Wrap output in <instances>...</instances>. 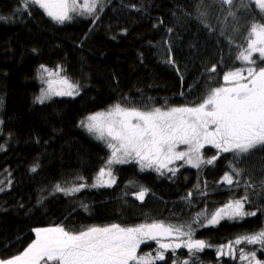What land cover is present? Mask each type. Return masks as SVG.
<instances>
[{
    "label": "trees",
    "instance_id": "16d2710c",
    "mask_svg": "<svg viewBox=\"0 0 264 264\" xmlns=\"http://www.w3.org/2000/svg\"><path fill=\"white\" fill-rule=\"evenodd\" d=\"M19 6L20 0H0V16L7 18L0 21V258L22 252L36 238V228L164 221L191 224L194 238L211 247L194 255L183 247L170 249L156 264H246L238 256H218L217 248L264 228V146L241 156L222 153L200 168L170 165L178 168L175 175L141 170L134 160L113 164L116 183L92 187L111 150L80 122L117 103L144 111L201 103L210 89L224 84L225 72L246 67L236 56L247 47L250 25L264 22L259 9L251 0H235L231 9L215 0H107L102 11L73 14L59 24L39 6L30 15L17 11ZM229 10L236 16L225 20ZM253 58L264 66L259 54ZM40 65L61 66L80 85L79 95L37 103L46 85ZM216 154L206 148L203 156ZM232 167L241 172L239 183L229 186L221 177ZM77 177L88 186L70 195L54 191L57 184L79 183ZM141 185L150 189L143 201L134 195ZM246 194L245 210L255 216L207 227L194 223L198 213L210 215ZM199 220L206 223L204 216ZM157 247L147 241L139 254L155 255ZM239 247L264 261L260 245Z\"/></svg>",
    "mask_w": 264,
    "mask_h": 264
},
{
    "label": "snow or ice",
    "instance_id": "6c2138e0",
    "mask_svg": "<svg viewBox=\"0 0 264 264\" xmlns=\"http://www.w3.org/2000/svg\"><path fill=\"white\" fill-rule=\"evenodd\" d=\"M215 3L231 9L235 0H215ZM251 3L264 18V0H251ZM32 6H39L53 21L63 24L72 20L73 14L94 15L98 8L102 11L103 0H20L17 11L23 10L30 15ZM241 6L248 8L249 4ZM206 15V12H200V17ZM235 16L236 12L229 10L225 20ZM0 21L6 22L7 18L0 16ZM246 42L247 47L242 48L236 56L246 67L225 72L224 84L210 89L201 103L194 106L155 107L147 111L117 103L107 111L85 117L80 122L81 126L97 139L103 140L111 150L105 165L97 173L96 183L91 186H111L116 183L113 164L134 160L141 170L154 169L161 175L165 172L175 175L178 168L170 165L177 161L200 168L205 164L213 165L222 153L241 156L258 146H264V66H258L253 58V54L257 53L261 63H264V22L254 21L250 25ZM168 62L173 63L171 60ZM209 71L215 72L216 66ZM40 78L46 87L41 88L36 97L37 103L43 104L53 96L79 95L80 85L63 74L59 65L55 69L40 65ZM205 145L214 146L217 154L206 159L202 153ZM180 146H185L184 150H180ZM2 147L0 145V149ZM38 166H33L31 171L35 172ZM240 172V169L232 167L221 180L229 186L238 184L236 177ZM83 179L77 177L79 183H72L70 187L57 184L54 191L69 195L78 192L88 186ZM3 183L0 181V184ZM10 185L11 181H8ZM2 191L4 188H0ZM149 191L141 185L134 195L143 201ZM191 196L189 192L185 199ZM246 203L247 194L230 200L210 215L198 213L194 223L207 227L215 226L223 219L240 220L255 216L256 212L245 210ZM200 216L205 217L206 223L199 220ZM33 231L36 238L19 254L0 258V264H156L157 261L165 260V253L170 249L174 251L183 247L194 255L211 247L207 241L194 238L195 229L191 224L164 221L135 226L113 223L80 230L55 225ZM147 241L156 242L158 247L155 255L151 252L139 254L140 246ZM242 243L264 248V228L220 244L217 255L234 259L238 256L246 264H264L257 258L256 251L246 252L243 247L237 248ZM173 264L176 262L173 261ZM182 264H188V261Z\"/></svg>",
    "mask_w": 264,
    "mask_h": 264
},
{
    "label": "rangeland",
    "instance_id": "374dc122",
    "mask_svg": "<svg viewBox=\"0 0 264 264\" xmlns=\"http://www.w3.org/2000/svg\"><path fill=\"white\" fill-rule=\"evenodd\" d=\"M105 1H107V0H103V3H104ZM81 2H82V0H81ZM45 79H48V77L45 76ZM45 87H46V85H45ZM184 147H185V146H180V150H184ZM206 148H211V149H213V148H215V147L212 146V145H205L204 149H202V153H203V154L206 152ZM215 149H216V148H215ZM174 164H185V163H183L182 161H177V162H175ZM188 165H189V164H188Z\"/></svg>",
    "mask_w": 264,
    "mask_h": 264
}]
</instances>
